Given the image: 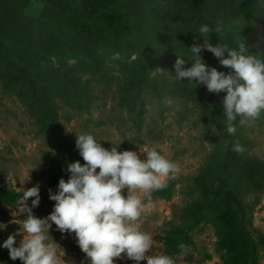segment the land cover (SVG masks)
Listing matches in <instances>:
<instances>
[{
  "label": "rangeland",
  "instance_id": "rangeland-1",
  "mask_svg": "<svg viewBox=\"0 0 264 264\" xmlns=\"http://www.w3.org/2000/svg\"><path fill=\"white\" fill-rule=\"evenodd\" d=\"M160 1L0 0V264H22L2 245L11 234L14 247L23 239L26 217L16 203L23 190L39 185L33 215H50L49 190L56 194L60 179L68 180L69 164L85 163L75 143L81 134L142 160L154 148L177 164L141 219V231L155 241L151 255L175 264H264V114L252 126L237 120L231 135L226 93L154 71L174 74L176 55L191 67V46L204 43L183 32L196 26L193 16L186 24ZM164 1L178 12L187 1L196 5ZM209 1L200 17L211 33L264 59V20L227 6L220 15ZM206 51L200 56L211 68ZM236 142L242 154L233 151ZM49 235L65 264H90L74 234L53 224ZM114 264L136 262L122 254Z\"/></svg>",
  "mask_w": 264,
  "mask_h": 264
},
{
  "label": "clouds",
  "instance_id": "clouds-1",
  "mask_svg": "<svg viewBox=\"0 0 264 264\" xmlns=\"http://www.w3.org/2000/svg\"><path fill=\"white\" fill-rule=\"evenodd\" d=\"M215 31L221 29L217 27ZM211 32L207 24L199 27L204 43L191 46V67L185 68L186 60L176 55L174 74L160 68L154 71L172 80L187 79L195 88L206 86L210 93H226L223 98L226 130L234 135L237 120L241 127L252 126L264 114V59L249 54L243 42L237 48L227 43L213 46L208 39ZM203 50L212 53L231 71L226 74L206 66L200 56ZM75 143L85 163L69 164L68 180L60 179L56 194L49 190V198L55 202L50 215L46 218L33 215L32 209L40 203L39 185L23 190L17 200V211L26 218L20 227L23 239L19 246L14 247V234L2 245L9 251L10 259H19L22 264H65L61 258L63 250L49 235L54 224L62 234L75 235L90 264H114L122 254L136 264L141 261L175 264L167 255L150 254L155 241L141 231L140 224L152 206L153 193L166 188L167 180L176 177L177 164L154 148L146 152L144 160L134 151L120 152L115 147L107 150L91 134L76 136ZM233 151L242 154L245 148L236 142ZM30 198H33L31 207L27 203ZM178 247L181 252L186 249L184 244Z\"/></svg>",
  "mask_w": 264,
  "mask_h": 264
},
{
  "label": "trees",
  "instance_id": "trees-1",
  "mask_svg": "<svg viewBox=\"0 0 264 264\" xmlns=\"http://www.w3.org/2000/svg\"><path fill=\"white\" fill-rule=\"evenodd\" d=\"M106 2H110L111 0H105ZM145 1H151V0H145ZM160 1V0H157ZM203 0H196V5L186 2V4L183 6L182 12H178L177 9L173 8V5H171V2H167L164 0H161L160 2L163 4V7L169 12L170 10H173V15H180V18H184L182 22H186L188 24V16H193L194 17V23L196 26L194 29L191 31L184 29L183 32L186 34L185 36L192 41H196V36L200 37L202 40H204L203 37L199 36L198 29L201 25L205 24V21L200 17L201 14V7L206 4H202ZM207 4L211 5L213 9H215L217 13L219 11L222 13L223 7H233L238 11L246 12L251 16H254L258 19H263L264 20V0H220V2H216L214 0L207 2ZM27 3H25V6ZM221 13H219L221 15ZM187 26H184V28H187ZM27 39L29 42L33 43L32 37L30 34L28 35ZM209 42L213 45L216 46L219 43H223L219 39H217L212 33L209 34ZM206 62L209 64L211 68H215L217 71H220L222 69H226L228 72L231 71L230 69H227L223 67L217 58L210 52L206 51ZM227 57V54H225ZM203 98L206 101H211L212 97L207 93L203 92ZM213 102V100H212Z\"/></svg>",
  "mask_w": 264,
  "mask_h": 264
}]
</instances>
